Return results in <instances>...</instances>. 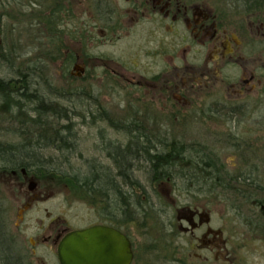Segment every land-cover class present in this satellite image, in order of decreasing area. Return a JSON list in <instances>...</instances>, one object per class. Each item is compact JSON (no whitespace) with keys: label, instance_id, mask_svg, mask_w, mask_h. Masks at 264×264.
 I'll return each mask as SVG.
<instances>
[{"label":"flooded vegetation","instance_id":"1","mask_svg":"<svg viewBox=\"0 0 264 264\" xmlns=\"http://www.w3.org/2000/svg\"><path fill=\"white\" fill-rule=\"evenodd\" d=\"M34 1V30L53 48L38 59L68 86L61 114L89 127L97 154L85 165L100 173L61 179L69 217L38 228L32 262L60 264L61 239L92 226L128 240V264H247L249 246L264 253V11L237 12L240 0ZM17 14L5 11L4 32ZM113 149L128 156L130 182ZM8 172L24 191L20 231L47 191L28 169Z\"/></svg>","mask_w":264,"mask_h":264},{"label":"rangeland","instance_id":"2","mask_svg":"<svg viewBox=\"0 0 264 264\" xmlns=\"http://www.w3.org/2000/svg\"><path fill=\"white\" fill-rule=\"evenodd\" d=\"M240 1L242 4L239 2L241 6H239L240 11L237 12H243L246 9L243 2L247 1ZM35 9L36 2L34 0H0V78L4 80L0 79V92L11 89L19 90L20 93V89L22 90V93L15 94L13 98L11 97L5 102L0 96V146L23 144L22 133L34 131L33 126H30L31 123H27L33 118H37L41 122L42 120L49 122L56 127L59 137L67 140L60 147L51 145H43L42 148L36 147V152L40 157L26 158L18 163L21 165L19 167L21 172L24 173L28 169L31 171L30 173L36 174L41 187L47 191L25 212L20 231L15 229L14 224L17 222V211L24 204L22 194L24 191L21 190V181L8 172L13 161L10 157L8 159L0 156V167L4 166L5 168L0 170V206L7 212L6 215H2L6 224L1 232L6 237L8 235L13 239L12 249L7 244L6 252L15 264H34L32 262L34 258H30L28 253L31 252L30 241L34 239L35 232L40 226L47 225L49 219L52 216H57L58 212L66 219L69 217L67 206L63 207L64 198L67 199L68 195L66 189L62 187L63 180L61 179H67L71 174L88 175L90 170H88L89 166L85 165V159L97 154L95 148L91 147L89 127H85L84 121L77 116L70 119L67 115L56 112L60 105L69 106L70 98L67 94L69 88L60 79L59 70L51 60L45 58V63L38 59V50L41 51L44 45V51L47 48L52 51L53 48L49 42L42 44L41 34L34 30L33 14ZM258 9L264 11V6ZM5 11L18 13L11 21L15 28L14 32H4L8 19L4 15ZM30 12L31 15L26 18L25 14H30ZM23 30L28 32H22ZM23 77L28 85L22 81ZM16 78H20V80H14ZM5 81H8V84L3 85L2 82ZM71 123L73 125L72 132L66 128ZM29 136L31 137L30 134ZM69 144L73 146L71 149H68ZM24 156L27 157V155ZM13 170L16 172V169ZM140 199L143 200L142 197ZM214 201L212 196L205 193L199 199V202L210 204V206L214 205L212 203ZM215 204H218V209L221 207L224 210L225 202ZM78 210L80 211V209ZM248 248L251 249V254L247 252V264H264V253L260 250V245H251ZM34 250L38 256L47 254L43 247H36ZM18 257H22V259L19 260ZM0 258H2L1 254Z\"/></svg>","mask_w":264,"mask_h":264},{"label":"trees","instance_id":"3","mask_svg":"<svg viewBox=\"0 0 264 264\" xmlns=\"http://www.w3.org/2000/svg\"><path fill=\"white\" fill-rule=\"evenodd\" d=\"M247 2H243V5L246 6L247 11H260L261 6H264V0H246ZM21 77V75H19ZM1 79V78H0ZM3 80V79H1ZM16 81H19L20 78H16L14 79ZM4 81V80H3ZM19 83V82H17ZM3 85H6V82H2ZM8 84V83H7ZM8 87V86H7ZM20 93H22V90L20 89ZM18 93V94H17ZM19 90L15 91V90H7L5 92H0V96L4 99L3 102H5L6 100L8 101V99H10L11 97L13 98L14 95H19ZM16 97V96H15ZM63 107L60 105L58 107V110H56L57 113H62ZM37 120V118H33L31 119V121H28L27 123H31L30 126H33V130L32 132L30 131H25L23 132V144L26 143L27 145H19V146H14V145H6L5 147L0 146V156L2 155V157H6L13 161L11 164L12 166L10 168H17L20 167L21 165H19L18 163H20V160H24L26 158H38L40 157L38 152H36L37 148L36 147H40L42 148V146H46V145H51V146H55V147H60L63 146V144L66 143V138H62L59 137L60 135L58 134V130L56 129V127L52 126V124H50L49 122H45L42 120L39 121ZM29 134L31 135V137L29 136ZM26 135V136H25ZM29 136V138H27ZM32 140V141H31ZM34 141V142H33ZM3 148V149H2ZM114 152V156L115 157H121L123 156L122 161L120 162V165L118 166L120 169H122L123 171V180L124 182H130V175H129V165L127 163V155L125 153L120 154L119 151H117V149H113L112 150ZM24 155H27L24 156ZM5 169L4 166L1 168L0 170ZM90 171L94 172L96 174H99L100 169H95L94 165H91L90 167ZM140 199V197H139ZM3 214H7V212L5 211L4 208H1L0 206V254L2 256V258H0V264H15L14 260L12 258H10L9 256H7V244L8 246L12 249V242L13 239L11 237H9L7 235V237L5 236L4 233L1 232V229H4V226L6 224V220L5 218H2ZM3 235H2V234ZM5 240V241H4ZM2 251V252H1Z\"/></svg>","mask_w":264,"mask_h":264},{"label":"water","instance_id":"4","mask_svg":"<svg viewBox=\"0 0 264 264\" xmlns=\"http://www.w3.org/2000/svg\"><path fill=\"white\" fill-rule=\"evenodd\" d=\"M57 257L60 264H128L131 252L123 235L105 226H92L65 235Z\"/></svg>","mask_w":264,"mask_h":264}]
</instances>
